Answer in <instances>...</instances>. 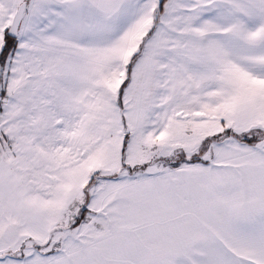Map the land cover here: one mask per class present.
I'll return each mask as SVG.
<instances>
[{"label": "snow or ice", "instance_id": "snow-or-ice-1", "mask_svg": "<svg viewBox=\"0 0 264 264\" xmlns=\"http://www.w3.org/2000/svg\"><path fill=\"white\" fill-rule=\"evenodd\" d=\"M0 264H264V0H0Z\"/></svg>", "mask_w": 264, "mask_h": 264}]
</instances>
